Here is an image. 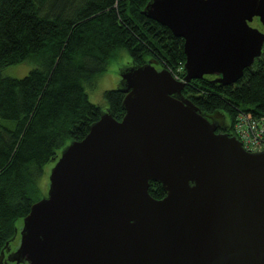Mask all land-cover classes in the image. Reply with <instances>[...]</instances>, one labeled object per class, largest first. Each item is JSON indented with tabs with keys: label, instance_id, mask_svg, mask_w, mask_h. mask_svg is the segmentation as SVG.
Masks as SVG:
<instances>
[{
	"label": "water",
	"instance_id": "95a60500",
	"mask_svg": "<svg viewBox=\"0 0 264 264\" xmlns=\"http://www.w3.org/2000/svg\"><path fill=\"white\" fill-rule=\"evenodd\" d=\"M143 14L184 40V81L152 60L121 68L124 118L102 111L62 151L11 261L264 264V151L247 152L183 94L193 80L228 86L252 71L264 0H152Z\"/></svg>",
	"mask_w": 264,
	"mask_h": 264
},
{
	"label": "trees",
	"instance_id": "16d2710c",
	"mask_svg": "<svg viewBox=\"0 0 264 264\" xmlns=\"http://www.w3.org/2000/svg\"><path fill=\"white\" fill-rule=\"evenodd\" d=\"M150 1L0 0V257L18 222L47 196L40 186L46 168L101 117L85 84L125 49L130 66L152 60L170 72L184 67V40L143 14ZM25 62L35 65L25 78L4 75ZM183 94L205 116L220 120L219 131L235 136L240 112L264 116V54L234 85L205 76ZM105 98L113 118L122 121L125 94L110 90ZM150 185L153 198L166 197L160 183Z\"/></svg>",
	"mask_w": 264,
	"mask_h": 264
},
{
	"label": "rangeland",
	"instance_id": "374dc122",
	"mask_svg": "<svg viewBox=\"0 0 264 264\" xmlns=\"http://www.w3.org/2000/svg\"><path fill=\"white\" fill-rule=\"evenodd\" d=\"M253 27L262 29V25L258 20H255L252 24ZM132 63V58L128 50H121L114 61H112L108 66L106 71L97 76L95 80L91 83H86L85 88L89 96L90 101L100 106L103 111L107 110L109 107L108 101L105 98V93L110 90H117L120 87V70L123 66H130ZM35 68V65L31 62H25L22 64L11 65L4 70V75L23 79ZM55 166V165H54ZM54 166L46 168L45 176L40 182L42 191L48 195L49 184H50V174ZM18 234L15 236V240L10 245L9 250H17L21 242V231L23 229V220L18 222ZM12 248V249H11ZM12 252V253H13Z\"/></svg>",
	"mask_w": 264,
	"mask_h": 264
},
{
	"label": "built area",
	"instance_id": "2783aa9c",
	"mask_svg": "<svg viewBox=\"0 0 264 264\" xmlns=\"http://www.w3.org/2000/svg\"><path fill=\"white\" fill-rule=\"evenodd\" d=\"M184 67L170 72L178 81H184L182 72ZM235 137L242 143L244 149L250 153L264 151V116H253L240 112L234 124Z\"/></svg>",
	"mask_w": 264,
	"mask_h": 264
},
{
	"label": "flooded vegetation",
	"instance_id": "af4514ba",
	"mask_svg": "<svg viewBox=\"0 0 264 264\" xmlns=\"http://www.w3.org/2000/svg\"><path fill=\"white\" fill-rule=\"evenodd\" d=\"M158 66V65H157ZM219 122H220V120H218ZM220 124H221V122H220ZM220 130V129H219ZM219 132H222V131H219ZM225 133V132H224ZM13 243V242H12ZM11 243V244H12ZM10 244V245H11ZM10 248V246L7 248V249H9ZM12 249V248H11ZM14 250H10L9 252H6V254H5V257L3 258V261L0 263V264H17V262H13V261H11L10 260V258H13V256H11V254H12V252H13ZM15 251H16V249H15Z\"/></svg>",
	"mask_w": 264,
	"mask_h": 264
},
{
	"label": "bare ground",
	"instance_id": "6f19581e",
	"mask_svg": "<svg viewBox=\"0 0 264 264\" xmlns=\"http://www.w3.org/2000/svg\"><path fill=\"white\" fill-rule=\"evenodd\" d=\"M185 69V68H184Z\"/></svg>",
	"mask_w": 264,
	"mask_h": 264
}]
</instances>
